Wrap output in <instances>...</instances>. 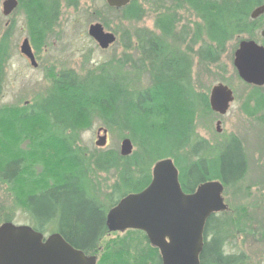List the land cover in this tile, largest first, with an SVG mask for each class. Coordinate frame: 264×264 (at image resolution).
Instances as JSON below:
<instances>
[{"label": "trees", "instance_id": "obj_1", "mask_svg": "<svg viewBox=\"0 0 264 264\" xmlns=\"http://www.w3.org/2000/svg\"><path fill=\"white\" fill-rule=\"evenodd\" d=\"M64 1L67 6L77 2ZM184 1L199 18L195 36L205 38L196 53L200 62L216 61L234 36L246 34L253 38L254 27L264 18H250L251 11L263 5L264 0ZM60 7L61 0H18V9L29 20L30 39L36 47L55 25ZM106 8L128 21L139 20L143 14L137 0L118 9ZM175 23L174 15L160 13L154 23L158 34L138 33L139 57L130 65H126L128 56L124 55L119 62L104 63L84 75L64 70L52 78L46 94L31 106L0 108V181L9 186L15 203L25 208L33 229L44 234L52 227L73 247L94 252L99 236L107 230L108 210L125 195L148 186L153 164L162 159V147L178 167L179 181L186 193L205 181L218 180L225 187L243 177L246 159L236 136L231 135L219 149H212L205 139L196 137V117L210 110L209 102L206 94L196 92L192 86V57L169 42ZM5 51L6 41L2 38L0 90ZM139 76L144 78V87L136 82ZM253 92L257 105L252 113L264 106V96L257 89ZM80 115L88 120L99 118L110 131L128 132L127 137L137 149L127 156L117 151L85 156L75 143V122ZM3 130L11 140L27 139L31 150L48 147L53 154L55 150L60 173L47 166L48 158L44 159L40 150L36 160H46V164L38 163L41 172L36 175V168L29 167L22 150L5 139ZM39 130L42 135L36 133ZM53 154L50 152L48 157ZM66 165L70 166L69 172ZM94 170L116 172L111 195L117 197L109 206L100 202L96 194L91 178ZM215 214L205 225L200 264H235L238 257L225 255L222 239L212 232L218 220ZM5 222H11V218ZM117 248L128 246L123 242ZM134 251L141 257L135 264H161L155 250L152 255L145 248ZM98 264L128 263L101 260Z\"/></svg>", "mask_w": 264, "mask_h": 264}, {"label": "rangeland", "instance_id": "obj_2", "mask_svg": "<svg viewBox=\"0 0 264 264\" xmlns=\"http://www.w3.org/2000/svg\"><path fill=\"white\" fill-rule=\"evenodd\" d=\"M3 1L0 0V40L5 38L6 51L2 64L0 108L31 106L46 94L52 78L64 70L84 75L104 63L119 62L124 55L128 56L126 65H130L139 57L136 50L137 34L142 32L158 34L154 24L156 17L160 13L174 15L175 29L169 42L181 51L188 52L192 57L191 81L196 92L204 93L208 97L211 88L221 83L228 86L234 96L225 114L216 113L209 106L208 112L197 115L196 137L205 139L212 149H219V145L234 135L239 139L246 159L243 177L233 185L223 186L222 197L227 209L215 214L218 220L212 225L214 229L212 232L222 239L225 255L238 257L235 264H264V106L251 112L257 105L253 91L257 89L264 96V85L257 86L244 82L233 65L234 51L241 40L254 39L258 44L263 45L264 36L261 32L264 30V18L254 27L253 38H249L246 34L232 37L226 43L225 51L216 61L205 63L200 62L196 54L202 39H205L204 37L199 39L194 34L195 23L199 22V18L184 0H137L143 14L136 21L121 19L116 11L106 8L105 0H77L76 4L71 6H67L65 1L61 0L60 15L55 25L45 34L44 42L37 47L30 39L29 20L24 11L18 9L17 5L10 14L4 15ZM260 16L256 18L250 16V18L257 19ZM103 21L106 22L105 25ZM93 23H100L106 31L115 35L114 43L108 48L101 49L88 34V27ZM24 38H28L31 45L37 62L35 67L20 52ZM136 82L140 83V86H145L143 77H137ZM80 117L81 119L75 122L78 127L75 143L83 149L85 156L106 151L119 152L121 141L127 137L128 132L110 131L97 117H93L92 120L85 119L82 115ZM217 121H219V131L216 129ZM100 128L106 129V143L99 147L96 141L103 135L102 131L98 133ZM36 133L42 135L40 130ZM4 135L10 144L22 150V157H26L29 167L36 168V175L41 172L38 163L46 164V160H36L38 157L36 153L40 150L43 158H48L47 166L56 169V174L60 173L58 171L60 162L55 150L54 154L48 147L46 150H31L27 139L16 141L11 140L7 133ZM131 142L132 151H135L137 146L132 140ZM50 152L53 156L48 157ZM161 158H168L167 149L163 147ZM66 167L69 172L70 166L66 165ZM176 168L178 169L177 166ZM91 178L100 202L109 206L117 197L111 195L112 187L117 180L116 172L94 170ZM8 217L14 224H31L25 208L15 203L9 186L0 181V225ZM52 233L54 230L49 227L44 235L48 236ZM141 237L142 233L135 230H114L100 239L98 248L93 254L96 255L98 262L121 261L135 264L141 260L134 251L135 248H145V252L149 255L155 250L150 245L147 246ZM123 242L127 243L128 249L119 250L117 246Z\"/></svg>", "mask_w": 264, "mask_h": 264}, {"label": "water", "instance_id": "obj_3", "mask_svg": "<svg viewBox=\"0 0 264 264\" xmlns=\"http://www.w3.org/2000/svg\"><path fill=\"white\" fill-rule=\"evenodd\" d=\"M110 7L121 8L131 0H105ZM18 5L17 0H4L2 11L8 15ZM264 14V4L254 8L250 16ZM88 34L101 49L115 41V35L100 23L90 24ZM264 36V30L261 32ZM20 52L37 66L28 38L20 45ZM233 65L246 83L264 85V46L254 39L241 40L234 51ZM234 100L232 90L214 85L208 96L210 109L225 114ZM219 131V121L216 123ZM98 137L97 146L106 143V129ZM132 142L121 141L119 153H132ZM152 178L147 187L121 198L107 214L109 230L127 228L143 231L152 245L158 247L163 264H200L204 229L208 218L227 209L223 201V184L209 180L199 184L193 192H184L179 172L171 158H163L152 166ZM45 239V240H44ZM95 256H87L69 244L59 233L47 237L30 225L3 222L0 225V264H95Z\"/></svg>", "mask_w": 264, "mask_h": 264}, {"label": "flooded vegetation", "instance_id": "obj_4", "mask_svg": "<svg viewBox=\"0 0 264 264\" xmlns=\"http://www.w3.org/2000/svg\"><path fill=\"white\" fill-rule=\"evenodd\" d=\"M117 204V203H116ZM115 204V205H116ZM112 208V207H111ZM110 208V209H111ZM109 209V210H110ZM109 210H108V212H109ZM108 212H107V214H108ZM106 232L104 233V234H102V235H100L99 236V238H98V240H97V246H96V248H98V244H99V242H100V239L106 234V233H111L112 231L111 230H109V228H108V226H107V215H106ZM130 231V230H135V231H137V232H140V233H142V239L144 240L143 242L147 245H150L152 248H154L156 251H157V254H158V256H159V258H160V260H161V264H163V258H162V255L160 254V251H159V249H158V247H156V246H154V245H152L151 244V242L149 241V239L147 238V236H146V234L143 232V231H141V230H137V229H131V228H127V229H124V231ZM123 231V230H122ZM45 240V239H44ZM84 254L85 255H87V256H95V258H96V255H94L93 254V250L92 251H89V252H84ZM95 264H98V261H97V258H96V260H95Z\"/></svg>", "mask_w": 264, "mask_h": 264}]
</instances>
